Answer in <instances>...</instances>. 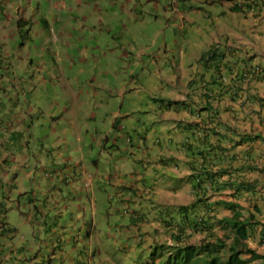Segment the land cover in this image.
<instances>
[{
  "label": "clouds",
  "instance_id": "1",
  "mask_svg": "<svg viewBox=\"0 0 264 264\" xmlns=\"http://www.w3.org/2000/svg\"><path fill=\"white\" fill-rule=\"evenodd\" d=\"M166 1L162 2L160 15L155 17L152 25L146 20L140 21L138 13L133 11L128 15L129 20L119 21L115 23L116 26H111L109 32L117 29L108 43L102 42L101 34H97L101 54L88 59L92 64V77L86 78L87 74L77 72V60H83V57L73 52H66L64 59L55 62L54 69L49 66L50 58L61 56L63 46L76 47L81 41L75 35L80 28H85L81 24L80 11L77 14H73L71 10L63 11L54 19L55 22L60 18L70 27L75 24L80 26L79 29L62 30L54 27L49 17L39 15L38 9L33 8L34 14L31 15L30 4L23 7L24 0H0V14L7 15L6 24L2 28L0 24L1 131L3 129L4 132L9 131V134L26 136L33 132L35 126L45 121L53 124V121L63 120L68 123L69 129L72 120H75L78 122L76 130L72 129V136L66 137L64 145H61L65 153L74 151V148L79 150L76 142H79L77 136H80L84 155L88 151H94L95 146L101 157L103 154L109 157L112 155L111 151L125 149L131 155H140L138 161L142 162L145 170L143 174L136 175L130 186L129 182L118 177L121 186H124L125 195L120 192L118 195L123 200L112 199L113 205L122 204V208L110 213L115 215L114 212H119L120 217L109 233L99 235L95 223L91 222L89 230L83 233L79 230L82 235L75 234L72 240L61 245L53 244L54 254L47 256L45 261L37 252L17 249L21 225L16 227L11 224L9 208L4 214H1V210L0 264H115L108 255L114 250L107 251V242L113 241L115 231L118 232L117 239L121 242V248L133 250L135 255L151 250L156 243L161 244L162 264L175 250L172 234L179 229L178 222L183 213L180 207L191 203L192 186L187 181L190 173L187 156L181 165L175 164V158L169 161L166 150L158 145V139L171 135L177 137L178 152L183 151L180 143L182 135L183 140L186 135L179 123L207 119L210 118L208 115L217 112L224 125L248 132H264V3L258 7L255 0H204L203 4L208 8L202 10L187 4V0ZM190 1L194 5L199 4V0ZM196 10H200L202 14H195ZM219 13L231 15L233 23L221 20ZM12 19L17 20L16 28L8 27L7 23ZM199 23L206 24L207 29L203 35L202 48L193 55L186 44L192 45V34L196 28L201 32L202 26ZM138 27L144 28L142 32ZM146 27L153 30L155 37L146 35ZM179 30H188L191 36L182 41L177 36ZM60 33L70 34L72 40L63 38ZM18 34L20 41L15 40ZM109 49L113 55H109ZM103 62L105 65L101 67ZM30 64L40 66L34 70L39 76H43L40 82H35ZM187 72L192 75L186 77ZM99 78L107 82L100 89H87L91 84L85 83L86 80ZM166 78H172L175 87L171 90L172 95L162 96L152 88L150 82L153 79L164 82ZM112 80H117L118 83L108 82ZM141 95L146 97V102L141 107L135 106L134 98ZM61 96H69L70 105H58L52 113L49 107ZM81 111L86 112V122L76 119L77 113ZM193 111L197 114L192 115ZM11 116L15 126L12 129L2 128ZM154 117L156 118L152 122ZM97 122L103 124L96 126ZM109 128L111 131H107ZM165 131L167 137L163 133ZM91 139H94V143ZM127 142H139L142 146H133L129 150ZM172 154L176 155L175 151ZM100 158L92 160V165L95 162L99 165L94 167L102 184L111 180L109 175L123 173V162L131 163L129 158L122 157L117 160L119 171L112 170L109 166V173L103 174L101 169L104 166H100L97 161ZM59 162H52L50 169L45 161V176L41 178L43 187H50L51 192L61 193L67 199L69 196L65 193V188L58 183L60 180L66 185H72L73 174H69L65 167L61 168ZM13 177L11 181L15 182ZM32 179L31 176L30 182ZM166 180H176L182 184L181 189L188 196L180 194L181 189L178 188L168 191ZM8 190L14 196L9 187ZM32 194L34 199L33 191ZM90 197L95 202L93 190ZM164 198H167L165 207H177L176 215L163 214L161 199ZM3 203L5 202H0V208ZM225 214L229 215L230 212L225 211ZM165 224H171V227H165ZM192 241L189 243L194 244ZM79 246L83 249L67 262V257L62 252L69 247L77 249ZM58 255H61L63 263L57 261ZM37 259L40 262H36Z\"/></svg>",
  "mask_w": 264,
  "mask_h": 264
},
{
  "label": "rangeland",
  "instance_id": "2",
  "mask_svg": "<svg viewBox=\"0 0 264 264\" xmlns=\"http://www.w3.org/2000/svg\"><path fill=\"white\" fill-rule=\"evenodd\" d=\"M172 1V0H171ZM204 0H199L198 5H194L192 1L187 0V4L190 3L193 8L196 9H202L207 10V5L203 4ZM162 2H167L166 0H24L23 7L26 4H30L31 9V15L34 14L33 8L38 9L39 15H45L51 19L53 22V26L57 27L62 30H71V29H79L80 26L78 24L73 25L70 27L67 23H64L61 21L60 18H58L55 22L54 19L59 17V15L63 11H73V14H77V11H80L81 16V24L85 26V28L82 31L76 32V37H80L81 41L76 47L66 48L62 47L60 50V57L50 58L49 59V66L50 69L55 68V62L64 59L66 52H73L79 57H83V60H77V66L78 70L77 72H82L87 75H85L86 78L92 77L90 74V60H88L91 56H100L101 51L99 44L97 42V34H101V41L105 44L111 41L114 32L116 29L112 32H109V29H111V26L115 25V23H118L119 21H125L129 20L130 17L128 16L131 12H137L138 17L140 21L146 20L149 22L150 25L153 24L155 21V17L157 15H160V10H162L163 5ZM23 11V10H22ZM200 10H196L194 13H199ZM200 15L202 12L199 13ZM6 16L3 13L0 14V24L1 28L6 24ZM219 18L221 20L226 19V22L231 23L232 16L231 15H222L219 13ZM133 19V18H132ZM233 23V22H232ZM231 23V24H232ZM238 23V21H237ZM243 23V20H242ZM252 21H250L251 25ZM8 27L10 28H16L18 23L16 19H12L11 22L7 23ZM249 25V26H250ZM116 26V25H115ZM199 26H202L201 32L198 31L196 28L195 31L192 34V45L186 44L187 49L190 53L193 55L196 54L200 48H202L203 45V35L207 29L206 24L199 23ZM215 27V26H214ZM148 29V32L146 35H149L151 37H155L153 30L150 27H146ZM140 32H142L141 27H138ZM56 32H58V29H56ZM60 35L63 38H67L68 40H72V36L68 33H60ZM177 36L180 40L185 41L188 37L191 35L189 34V31L182 32L181 30L178 31ZM16 41H20L21 37L20 34H18L15 37ZM146 42V41H145ZM150 43V42H146ZM151 44V43H150ZM155 49V48H154ZM109 55H113L111 53V50H107ZM105 65V62L100 64L102 67ZM31 68V72L34 73L35 82H40L43 78V76H39L34 70L37 67H40L38 65H29ZM111 69H113V66H111ZM89 70V71H87ZM51 71V70H50ZM192 73L187 72L186 77H190ZM107 81H103L102 79L93 81H85V83L91 84L87 87V89L96 90L100 89L102 84L106 83ZM109 83H115L117 84V80L108 81ZM146 102V97L144 95L135 97L133 100V104L135 106L141 107L142 104ZM58 105L62 106H69V96H61V98L56 100V103L52 106H50V110L53 113L55 109H57ZM126 110V109H125ZM176 115V114H175ZM86 112L81 111L77 113L76 119L80 122H86ZM156 117H154L151 121L154 122ZM66 124V125H64ZM99 124H103L102 122H97L96 126ZM8 125H11L8 127ZM60 128H57V132H54V135H51L52 141L48 144V148L52 150L58 149V139L62 136L67 135V133H64V129L68 128V123L63 122V120L55 121V127L58 126ZM15 126V123H13L12 116L5 121L2 128H8L12 129ZM91 128V126H89ZM64 128V129H63ZM35 133L40 135V132L37 130V127L35 128ZM107 131H111V129H107ZM96 132V131H94ZM166 134L167 132H163ZM9 134L8 132H4L2 129V134L0 135V148L4 145L3 137ZM91 141L94 143V139H91ZM127 147L129 150L132 149L133 146L140 147L142 146L139 142H127ZM36 146L31 147L30 149H35ZM85 149H88L87 147ZM39 151V148H37ZM74 150H76L74 148ZM36 151L35 153H38ZM112 155L107 157V155L103 154L102 157L100 155L99 149L95 146L94 151H88L87 154L84 156L82 164H79L77 162H70L67 163L65 161L59 162V166L62 168L65 167L66 171L69 174L77 173L82 176H84L87 171L91 170L92 173L95 172V164L92 165V160L100 158L98 163H100V166H104L101 169V173L108 174L110 169L109 166L112 167V170H118L119 169V163H117V160H120L123 158H129L130 162H123L121 170L123 173L117 175L118 177H121V180H125L126 182H129L128 185L130 186L133 180L136 178V175L138 173L143 174L145 170L143 169L142 162L138 161L140 155L138 153H135V155H131L128 151L125 149H122L121 151H111ZM32 151L30 154H26V156L22 155L18 160H10L7 162L8 165H13L16 168V175L13 177L15 180V184L19 188V191H23L24 194L27 196L32 195L33 187L30 183V177L29 174H36L37 178L35 181L36 187L38 190L43 191L42 187L43 182L41 181L42 176H45V161L44 159L39 160L38 157L33 158L32 157ZM74 155H71V159ZM19 162V165L18 163ZM26 163L27 169L23 164ZM74 164L71 166V164ZM121 166V165H120ZM138 170V171H136ZM119 171V170H118ZM123 175V177H122ZM73 184V183H72ZM68 186V185H67ZM166 186L168 191L169 190H175L176 188L181 189L182 184L178 183L176 180L170 182L166 180ZM66 190V189H65ZM68 190L72 191V193L75 195L73 198V201L70 205L66 203L65 200H59L58 207L53 210V213H56L57 211L59 214H61V220L58 222L57 225L64 226L68 229H71L73 226L74 230L77 229L82 231H87L91 228V222H94L96 225V228L98 230V234L103 235L110 232V229L115 225L116 220L120 217L119 212H114L115 215H111L110 213L113 212V210L119 208L121 210L122 204H115L113 205L112 199H116L117 201L123 200L124 198L122 196H119L118 194L120 192H124L125 195V189L124 186H121L120 181L116 180L113 184H111V180H108L105 182V184H102L101 181H99V189L94 191L95 196V203L97 210L94 211V209L91 207L88 196H89V189L87 187H84L83 185L77 184L75 186L72 185V187H68ZM66 193H68L66 191ZM180 194L183 196H188V193L181 189ZM123 195V196H124ZM129 195V193H128ZM162 201V212L163 214L168 215H176L177 207L176 206H166L165 204L167 202V198L161 199ZM19 205V207H18ZM9 219L11 224H13L16 227H19L23 224V218L21 212H26V207L24 201L18 197L16 198L14 203H11L9 205ZM133 208V205H132ZM79 209V210H77ZM19 220V222H18ZM20 232L18 237L21 239L18 242H23L24 239L28 236L27 234L32 235L31 231L27 232L25 230H22V226L19 227ZM53 229L56 230L55 226H53ZM40 229L36 227V232L34 237L37 240L36 246H44V242H41V239L44 238V236H41L39 233ZM46 243L48 245L47 248H45L46 254L48 256L54 254V247L53 244L56 246L58 243H56V238L53 239L52 236L46 237ZM118 238V232H114V239L113 241L107 242V251H113L108 253L109 257L113 260L115 264H161V254H162V246L161 244H154L153 248L151 250H145L142 251L140 254L135 255L133 254V250H126L121 248V242ZM165 238V237H163ZM31 239L33 240V236H31ZM133 240V238H131ZM35 245V244H34ZM251 246L256 248L255 243H251ZM68 247V245H66ZM72 251L70 248L65 249L62 253L65 254L66 252ZM261 253H264V247L260 249ZM57 261L59 263H63L61 255L56 256ZM72 257H67V262L71 261ZM160 259V262L158 261ZM93 261H96V259L93 258ZM36 262H40V259H37ZM173 259H171L170 264H172Z\"/></svg>",
  "mask_w": 264,
  "mask_h": 264
},
{
  "label": "trees",
  "instance_id": "3",
  "mask_svg": "<svg viewBox=\"0 0 264 264\" xmlns=\"http://www.w3.org/2000/svg\"><path fill=\"white\" fill-rule=\"evenodd\" d=\"M262 3L255 0L258 7ZM208 116L179 123L186 135L180 149L187 156L192 199L180 207L179 229L172 234L175 250L162 264L171 259L172 264H264L258 250L264 247V132L224 125L218 112ZM158 145L172 161L174 137L158 139ZM0 191L3 202L6 191ZM1 208L4 214L5 203Z\"/></svg>",
  "mask_w": 264,
  "mask_h": 264
},
{
  "label": "crops",
  "instance_id": "4",
  "mask_svg": "<svg viewBox=\"0 0 264 264\" xmlns=\"http://www.w3.org/2000/svg\"><path fill=\"white\" fill-rule=\"evenodd\" d=\"M174 80L171 78H166L163 81L153 79L150 82V85L154 90H156L160 95H172V88L175 87ZM172 116V115H171ZM73 122L70 124L71 127L69 129H64V133H67V135L59 138V144L60 147L57 150H52L49 152L48 144L52 141L51 135H54V132H57V128H60L59 125L55 127V122L53 121V124L49 121H45L44 123H40L39 125L34 127L33 132H31L28 135H22L18 136L17 134H7L3 137V141L5 142L4 145L0 148V189H4L6 192L3 194V201L5 202V210L9 207L11 203H14L15 198H18V196L24 201L26 212H21L22 218H23V224L22 230H25L27 232L31 231L32 235L27 234L28 236L24 239L23 242L18 243V250L24 249V250H30L33 253H36L42 258L43 261H45L46 257L48 256L46 254L45 248L48 247L46 240L47 236H52L53 239L56 238V243L58 245L63 244L65 241H70L75 237V234H79L80 231L77 229L76 231L73 229L72 226L71 229H68L64 226L57 225L58 222L61 220L62 217L61 214L57 211L56 213H53V210L58 207L59 200H65L68 205H70L73 201V198L75 195L72 193V191L68 190V187H72L80 184L84 187H87L89 189V196L88 200L91 205V207L96 209V204L93 201V199L90 197V193L93 189L97 190L99 186L100 176L98 172L92 173V171L88 170L87 173L82 176L77 173H73V184L72 185H66L64 181L60 182L58 185L64 187L65 193L69 197L65 199L61 193L57 192H51L50 187H43V191H40L37 189L35 181L37 176L29 174V177L32 176L31 186L33 187V193H34V199L33 194L29 196L20 195L21 193L24 194L23 191H19V188L17 185H15L14 181H11V178L16 175V168L13 165L6 164V161L8 160H18L22 155L26 156V154H30L32 151V157L36 158L38 157L39 160L44 159V161H47L48 165L50 166V169H52V162L55 161H66L67 163L70 162H77L79 164H82L84 154L82 150L84 149L83 143L80 142L81 137L77 136V140L79 142H76L77 147L79 150H74L70 153H65L63 147L61 145H64V140L66 137L72 136V129L76 130L75 125L78 124L75 120H72ZM37 127V130L40 132V135L35 133V128ZM1 128V127H0ZM25 129V128H24ZM13 132L17 133V130H12ZM2 134V131L0 129V135ZM175 134V133H174ZM172 136V135H171ZM170 136V137H171ZM89 137V136H88ZM183 138V135H182ZM172 140V139H171ZM174 141L176 143V149L174 155L175 158V164L181 165V162L186 160V155L183 151L178 152L179 150V138H174ZM36 146L39 148V151L37 148L30 149L31 147ZM38 151V153H35ZM71 155H74L71 159ZM92 162V161H91ZM19 165V162H17ZM66 163V164H67ZM96 165V162L94 163ZM25 168L27 169L26 163L23 164ZM74 164L72 163L71 166ZM96 166H99L98 164ZM66 173V172H64ZM41 178V177H40ZM109 178L111 179V184H113L116 180L119 181L116 175H109ZM107 178V180L109 179ZM42 181V178H41ZM8 187L11 189V193L14 196H11L8 190ZM1 193V191H0ZM19 207V205H18ZM50 208V209H48ZM3 208H0V211ZM79 210V209H77ZM7 213V212H5ZM9 213V212H8ZM1 215V214H0ZM53 226H55L56 230L53 229ZM36 227L40 229L39 233L41 236H44V238L41 239V242H44V246H36L37 240L34 237L36 232ZM84 231H82L83 233ZM82 233H80L82 235ZM31 236H33V240L31 239ZM21 240V239H20ZM35 244V245H34ZM70 249L72 247H69ZM83 249L81 246L77 247V249H71L72 251L66 252L65 257H73L79 254L80 250ZM84 254L86 255V251L84 250Z\"/></svg>",
  "mask_w": 264,
  "mask_h": 264
}]
</instances>
